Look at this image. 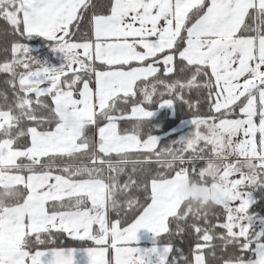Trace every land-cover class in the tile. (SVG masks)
<instances>
[{"label": "snow or ice", "instance_id": "obj_1", "mask_svg": "<svg viewBox=\"0 0 264 264\" xmlns=\"http://www.w3.org/2000/svg\"><path fill=\"white\" fill-rule=\"evenodd\" d=\"M90 4L0 0V18L15 32L54 42L53 50L66 60L50 69L26 43L16 42L11 61L0 64V72L19 77L14 107L0 110V264H74L75 250L33 251L53 230L94 242L96 247L86 250L89 264H178L176 257L169 260L171 244L141 250L134 242L140 229L160 237L169 232L170 218L189 216L202 243L195 244L191 261L181 256L184 264H206L204 249L213 247L214 239L252 254L223 264H264V229L252 230L257 221L264 225V218L249 212L256 202L253 191L264 188V0H110L107 14L91 17L90 36L76 42L73 29ZM249 18L253 25L246 23ZM177 56L184 69L192 70L191 77L172 83L159 79L161 66L165 75L174 71ZM20 67L24 71L18 74ZM150 78L155 82L148 83ZM157 85L173 97L163 99L161 107H172L177 99L187 103L186 88L208 91L211 114L192 119L195 131L178 149L156 151L157 137L141 139L142 122L154 115L145 107L132 108L138 122L130 133L118 128L125 117L111 114L118 100L127 102L137 92L152 103ZM46 96L53 107L41 100ZM25 119L34 124L26 131L19 127ZM101 119L107 121L104 126ZM89 125L97 126L98 141L86 135ZM21 137L30 143L21 145ZM140 151L154 153L162 170L142 185L144 204L127 200L129 209L140 211L122 226L120 219L110 221L109 211L118 212L117 195L136 184L129 177L121 186L118 176L129 153ZM113 154L120 159L114 162ZM200 160L205 165L198 170L185 166ZM190 178L216 194L223 222L212 224L208 207L187 202L182 190ZM217 227L224 234L214 235Z\"/></svg>", "mask_w": 264, "mask_h": 264}, {"label": "trees", "instance_id": "obj_2", "mask_svg": "<svg viewBox=\"0 0 264 264\" xmlns=\"http://www.w3.org/2000/svg\"><path fill=\"white\" fill-rule=\"evenodd\" d=\"M109 4L110 0H91V4L85 11L83 19L79 21V28L73 29L75 35L72 37V39L76 42H82L86 40L91 34V17L94 14H107ZM246 23L249 25L254 24L250 18L246 19ZM16 42L26 43L28 47L44 45L52 48L55 46L54 42L48 41L41 36H31L28 39L21 37L18 32L13 30V27L6 20L0 18V64L11 61V46ZM191 71L192 70L190 69L183 68V63L177 56L176 60L174 61V71L172 73L165 75L163 66H161V71L157 75L159 79L165 80L167 83H172L176 80L184 82L191 77ZM204 79L205 78L200 77L198 78V81L202 82ZM154 82L155 81L150 78L148 83ZM18 92V75L16 79L13 80L11 73L0 72V110H7L9 106L14 107L16 94ZM182 95L187 103L181 102L177 99L175 100V104L172 106V111L165 108H159L163 99H171L173 97L167 94V91L163 85H157V94L153 96L152 103H145L142 93L137 92V95L134 97H129L127 102H125L123 99L118 100L116 109H114L111 114L114 116L123 115L125 118L117 121L118 128L122 133L125 131L130 133L138 122L136 118L130 116L133 107L142 106L149 111H158L154 117L148 118L142 122L143 125L141 128V139H146L148 135L159 137L156 151H159L160 149H167L165 147V143L168 142V140L170 141L171 139H177L176 137L180 135V133L188 129L187 127H184L180 130H175L180 123L185 120H192L197 115L208 116L211 114V102L208 98L207 89L186 88L184 89ZM29 98L33 100L35 107V94H29ZM41 100L48 104L49 107L54 106L50 96L41 97ZM189 105H191V107H189ZM98 123L99 126H104L107 121L101 119L98 121ZM31 126H34L33 122L25 119L21 122L19 127L26 131V129ZM97 130L98 128L96 125H89L86 129V135H88L89 138L98 141V138L95 137ZM19 143L21 145L28 144L30 143V140L27 137H21ZM180 146V142L177 141V143H173L172 148L178 149ZM201 146L203 145L201 144ZM190 155L191 152L185 153L186 159ZM104 159L109 158L105 157ZM111 159L115 162L118 161L120 157H117L115 154H113ZM128 161L129 162L127 165H125L124 172L120 173L118 176V183L119 185L123 186L129 182V177H131L132 180L136 181V184L129 187L124 194L117 195V199L120 202V209L118 212L115 210L109 211L110 221L114 222L115 220L120 219L122 226H126L127 223H130L140 211L138 207L129 209L127 207V200L134 199L138 201L139 204H144L146 201V192L142 185L149 183L150 178L155 175L158 170H162L160 165L157 163L154 153H148L144 151L131 152L128 155ZM24 162L28 163L26 159L23 160V163ZM84 162L87 163V161ZM193 164L198 170L205 165V161H194L191 163H186L185 166L191 171ZM133 166L136 167V172L132 171ZM108 175H115V173H108L105 171V176ZM137 185H141V187H137ZM253 196L255 197L256 202L252 204L249 212L256 214L258 217L264 218V188H258L254 190ZM181 211H183V206ZM206 211L212 224H216L218 221L223 222L225 219L223 208L221 206L213 205L207 208ZM192 223H194V221L191 216H189L184 221H178L170 218L168 225L169 232L162 234L160 237L155 235L152 242H140L139 244H148L154 246H164L171 244L173 251L169 256V260L171 261L172 257H176L178 264H184V261L180 259L181 256L186 257L189 261H191L193 259V250L195 244L198 242L202 243V241L198 240L197 234L193 231L191 227ZM198 223L203 224V221H199ZM180 229H183V231H180ZM261 229H264V226ZM252 230L254 233L258 232L256 225L253 224ZM224 232L225 230L217 227L214 230V235L224 234ZM42 238L45 239L46 243L43 245H35L33 251L48 248L83 249L96 247L92 241H80L70 237L67 233L58 232L55 230L52 231L51 235L45 234ZM240 242L243 243V238H241ZM212 244L213 247L204 249L206 264H223L224 260L232 257L243 255L247 258L248 256L252 255L251 253L242 252L239 245L235 243L225 245V243L220 239H214ZM109 253H111V249H109Z\"/></svg>", "mask_w": 264, "mask_h": 264}, {"label": "rangeland", "instance_id": "obj_3", "mask_svg": "<svg viewBox=\"0 0 264 264\" xmlns=\"http://www.w3.org/2000/svg\"><path fill=\"white\" fill-rule=\"evenodd\" d=\"M254 23V22H253ZM55 47V46H54ZM54 47L50 48L49 46H44V45H40V46H35V47H29L30 48V53L31 55L40 63L44 64L46 67L51 68H57L59 69L62 65H64L66 63V60L64 58L63 53H61L58 50H53ZM46 49V50H45ZM16 71L18 72V74L20 72H23L24 69L22 67L20 68H16ZM19 79V77H18ZM94 81V78H93ZM48 86L47 84L45 85H41V87H46ZM91 87H95L94 82L90 85ZM82 87V85H81ZM159 107V108H170L169 110H173L172 107ZM154 113V115L152 117H154L158 111H152ZM130 116H132V111L130 113ZM67 119V118H66ZM71 120L72 121V117L69 115L67 121ZM184 127H187L188 129L185 130L184 132L180 133V135H178L175 139H171L170 141L168 140V142L165 143V147L166 148H172L173 143H177L181 142L182 140H185L187 138H190L191 134L195 131V126L192 124V120H185L182 123L179 124L178 127H176L175 130H180ZM97 135H98V130H97ZM156 137V136H155ZM98 138V137H97ZM159 139V137H157ZM25 163V162H24ZM206 194V191L201 188L196 186L195 184H193L191 187H188L187 185L185 186V188L182 190V195L184 196V198H188V197H192V198H196L198 196L204 195ZM254 225H256V227L258 228V232L261 231V228L264 225H261L259 223V221H257ZM257 232V233H258ZM155 234L150 232L148 229H140L137 233V241L134 242L135 246L140 248L141 250L144 249H151L152 247H163V246H154V245H148V244H139L140 242H152L153 238H154ZM88 248H84V249H74V248H70V249H65V250H75L74 253V263L75 264H89V258L87 256L86 250ZM44 250V249H42ZM46 261L50 260L51 257H45L44 258Z\"/></svg>", "mask_w": 264, "mask_h": 264}, {"label": "clouds", "instance_id": "obj_4", "mask_svg": "<svg viewBox=\"0 0 264 264\" xmlns=\"http://www.w3.org/2000/svg\"><path fill=\"white\" fill-rule=\"evenodd\" d=\"M68 123H72L71 120L68 121ZM170 161L167 159L163 160V163L167 164ZM213 163H215V161H213ZM193 184H195L198 187H203V185L196 179L194 178H190L189 182L187 184L188 187H191ZM215 193L209 188L208 191L206 192V194L198 196L194 199L190 198L188 199V203H190L194 208L200 207L201 205H204L206 207H211L214 205V198H215Z\"/></svg>", "mask_w": 264, "mask_h": 264}, {"label": "crops", "instance_id": "obj_5", "mask_svg": "<svg viewBox=\"0 0 264 264\" xmlns=\"http://www.w3.org/2000/svg\"><path fill=\"white\" fill-rule=\"evenodd\" d=\"M32 36H39V35H36V34H33ZM44 38V37H43ZM46 39V38H45ZM167 108V107H166ZM167 109H170V108H167ZM155 113V112H154ZM67 119H68V116L66 117ZM95 137H98V135H97V132H96V134H95ZM147 243H149V242H147ZM70 249V248H69ZM84 249V248H83ZM75 264V263H74Z\"/></svg>", "mask_w": 264, "mask_h": 264}]
</instances>
